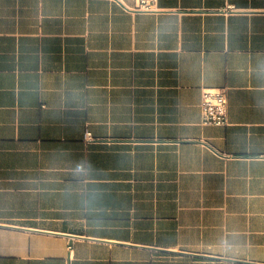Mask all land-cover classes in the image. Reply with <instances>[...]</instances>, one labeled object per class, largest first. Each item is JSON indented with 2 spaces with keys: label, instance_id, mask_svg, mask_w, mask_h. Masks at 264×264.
I'll return each mask as SVG.
<instances>
[{
  "label": "crops",
  "instance_id": "0c3cea01",
  "mask_svg": "<svg viewBox=\"0 0 264 264\" xmlns=\"http://www.w3.org/2000/svg\"><path fill=\"white\" fill-rule=\"evenodd\" d=\"M0 264H264V0H0Z\"/></svg>",
  "mask_w": 264,
  "mask_h": 264
},
{
  "label": "built area",
  "instance_id": "2783aa9c",
  "mask_svg": "<svg viewBox=\"0 0 264 264\" xmlns=\"http://www.w3.org/2000/svg\"><path fill=\"white\" fill-rule=\"evenodd\" d=\"M122 7L128 11H152L157 7V0H118ZM227 89H204L201 99L202 123L212 125L227 124ZM90 138V133H85V139Z\"/></svg>",
  "mask_w": 264,
  "mask_h": 264
}]
</instances>
